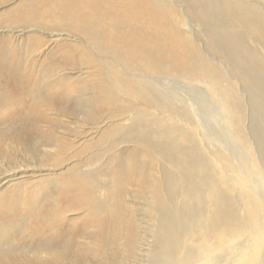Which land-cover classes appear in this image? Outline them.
<instances>
[{"label": "bare ground", "instance_id": "obj_1", "mask_svg": "<svg viewBox=\"0 0 264 264\" xmlns=\"http://www.w3.org/2000/svg\"><path fill=\"white\" fill-rule=\"evenodd\" d=\"M16 7L0 19L10 31L69 41L60 58L70 66L41 67L37 88L85 82L76 88L92 127L78 135H98V154L75 166L64 185L80 191L67 197L68 214L34 210L56 220L83 210V251L54 238L35 250L51 253L52 264L69 257L70 264H264V0H29ZM23 41L31 49L39 42ZM13 48L0 41V85L17 93L0 92V144L23 133L4 125L27 93L35 94V108L55 110L54 93L29 92ZM54 143L49 136L45 145ZM32 155L52 159L49 149ZM13 170L0 156L3 184L21 181ZM8 227L0 224V264L28 251L8 237L26 228ZM36 262L43 263L36 256L24 264Z\"/></svg>", "mask_w": 264, "mask_h": 264}, {"label": "rangeland", "instance_id": "obj_2", "mask_svg": "<svg viewBox=\"0 0 264 264\" xmlns=\"http://www.w3.org/2000/svg\"><path fill=\"white\" fill-rule=\"evenodd\" d=\"M20 1L24 5L29 0H0V19L11 11H17L16 6ZM20 25L26 24L17 23L12 27L18 29ZM4 27H7L8 30L3 31L2 28ZM10 30L12 28L10 29L7 24H0V41L12 43L14 48L10 51V57L16 68H22L25 65L23 73L20 72L21 80L31 86L32 89L29 92L42 89L47 95L48 93H54L50 108L57 111L48 110L49 105L43 103L35 108V102H33V95L35 94L31 93H27L23 107L15 106L9 110L8 118L10 120L4 126L13 129L12 131H23V133L21 136L3 140L0 144V151L2 152L0 156H5V162L12 165L14 176L19 177L18 180L21 181L18 184H12L11 182L3 184L7 178H0V224L3 225V228H9L8 226L26 228V231L15 229L8 235L20 247L28 248L26 255L18 254V259L15 260L14 264L27 263L30 257L36 256L40 259V263L52 264L49 262L53 256L51 253H42L35 250L43 241L54 238L59 245L63 246L72 242V245L76 247L77 252L75 254L83 251L82 247L77 248L79 244H86V239L80 236L83 229L79 228L87 221L86 213L83 210L80 209L77 214H69L65 219L60 220L53 217L51 219L50 216L44 213L54 209L62 210L68 214L66 210L69 208L64 205L67 197L80 193V191L77 189L69 190L64 185H67L70 172L75 166L88 165L89 157L98 154V152H94L98 146L94 144L98 139V135L96 134L95 139L89 141L86 137L81 138L78 135L84 136L92 126L87 123L88 121L81 114L84 102L79 99L77 92L76 84L81 80L78 79L76 72L71 71L72 73L67 74V76L77 77L73 84L53 85L51 87H45L44 84L43 88H37L41 82V78L37 75L41 67V70H43L44 68L57 69L70 66L60 58V55L64 53L61 49L62 45H67L69 41L51 42V38L53 39L57 35L53 34L54 32L49 35L47 30V33L37 30L24 31L23 33ZM28 37L39 40L34 49L21 43ZM51 51L52 53H50ZM80 63H83L82 60ZM54 73L55 71L48 73V75ZM45 74L47 76V73ZM81 82L84 87L85 82ZM68 87L74 89L68 95L62 94L63 90ZM8 91L3 87L0 89L1 94L7 95ZM10 93L17 94L14 91H9ZM61 110L63 113L60 112ZM42 114H46L45 120L42 119ZM49 136H52L53 140L55 139L57 145L55 143L52 147L45 145ZM4 142L10 143L11 147L4 149L2 147ZM45 149L50 150L51 161H48V159L42 161V157H39L37 161L33 157L32 151L35 153V151ZM36 206H39L44 212L39 218L34 213ZM21 214L26 217L17 219ZM38 225L42 227L34 232V228ZM7 232L3 231L1 233ZM64 262L70 264V257Z\"/></svg>", "mask_w": 264, "mask_h": 264}]
</instances>
